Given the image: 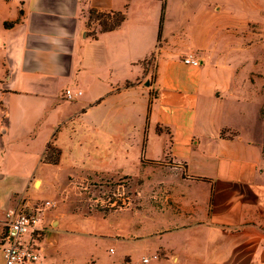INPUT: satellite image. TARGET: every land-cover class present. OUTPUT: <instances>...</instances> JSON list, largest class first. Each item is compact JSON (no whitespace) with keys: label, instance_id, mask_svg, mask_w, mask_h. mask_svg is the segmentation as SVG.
<instances>
[{"label":"crops","instance_id":"crops-1","mask_svg":"<svg viewBox=\"0 0 264 264\" xmlns=\"http://www.w3.org/2000/svg\"><path fill=\"white\" fill-rule=\"evenodd\" d=\"M248 1L0 0V239L9 210L35 205L23 203L35 199L34 179L48 188L57 173L68 181L107 175L113 156L134 157L142 170L136 187L151 192L145 216L157 221L160 237L180 238L156 252L177 264L183 256L264 264V130L233 85L243 62L218 55V32L246 36L262 24L264 6ZM93 13L125 20L106 30ZM188 56L200 66L185 65ZM228 100L236 105L229 113L240 106L244 122L218 115ZM129 140L138 150H124ZM59 205L44 212L39 264H53L48 235L63 218ZM49 214L57 217L50 231Z\"/></svg>","mask_w":264,"mask_h":264},{"label":"rangeland","instance_id":"rangeland-1","mask_svg":"<svg viewBox=\"0 0 264 264\" xmlns=\"http://www.w3.org/2000/svg\"><path fill=\"white\" fill-rule=\"evenodd\" d=\"M248 3L264 6V0H249ZM94 18H97V15H94ZM108 24L107 29L114 27L112 21ZM248 30L246 36L244 31L238 29L218 32V55L222 59L230 57L243 62L238 68L239 80L233 85H239L238 91L241 92L242 98L240 106L254 108L264 130V18L261 25L254 24ZM171 44L173 46L174 42ZM157 56L156 52L148 60L150 68L153 69L152 75H154ZM168 59H171L170 56ZM178 73L180 76L187 74L182 69ZM244 99L249 103H243ZM240 106L233 115L234 112H229L236 105H231L229 100L224 101V104L218 107V115L233 124L242 123ZM252 115L251 111L248 123L253 121ZM146 137L156 145L153 131L150 133L147 129ZM129 141L124 150L134 151L135 148L138 150L139 143L136 145L133 140ZM50 153L55 157L54 160L51 159L52 162L58 161L60 153L54 148ZM121 158L113 156L107 175L71 178L68 181L64 173L60 172L51 181L48 180V188L42 186L38 179L32 181V186L36 190H32L34 195L32 198L35 199L27 200V198L23 200L24 204L49 201L52 205L51 209L61 204L57 207L63 214L60 225L57 227L56 222L52 224L57 221V217L51 214L48 215L46 222L48 231L57 227L48 235L53 237L56 243L51 255L53 264H177L171 257L156 252V249L165 246L168 242L179 243L180 238L174 236L168 239L169 235L160 237L156 233L160 228L157 221L147 217L150 214L152 200L150 189L146 192L140 191L136 187V178L133 177L142 172L139 160L134 157L128 160ZM138 179L142 183L145 180L150 183V178ZM113 233L123 240L103 237ZM111 248L112 252H110ZM155 255L158 256L157 260H153ZM145 258L152 260L150 263H144ZM179 264H208V262L205 260L200 263L194 258L183 256Z\"/></svg>","mask_w":264,"mask_h":264},{"label":"built area","instance_id":"built-area-1","mask_svg":"<svg viewBox=\"0 0 264 264\" xmlns=\"http://www.w3.org/2000/svg\"><path fill=\"white\" fill-rule=\"evenodd\" d=\"M187 66L198 67L200 62L193 56L183 59ZM81 93L79 92L78 95ZM68 100L72 94L67 91ZM50 202L36 203L29 209L13 208L6 213L4 232L0 246L4 264H39L42 259V243L45 237L43 215ZM264 250V246H263ZM148 262V260H144Z\"/></svg>","mask_w":264,"mask_h":264},{"label":"trees","instance_id":"trees-1","mask_svg":"<svg viewBox=\"0 0 264 264\" xmlns=\"http://www.w3.org/2000/svg\"><path fill=\"white\" fill-rule=\"evenodd\" d=\"M93 15H97V14L93 13ZM165 15H166V8L164 7L163 10H162L161 21H160V31H159V37H158V45H161V40H162L161 34H162V29H163V23H164ZM97 18L103 20L102 23H103V26L105 27L104 29L107 30V28H106L107 27V23H108V20L111 19V17L110 16L97 15ZM124 20H125V17L123 15L116 16V18L112 19V22L114 23V27L119 26ZM6 26H10V25L6 24ZM114 27H110V28L112 29ZM127 86L129 87L130 84H128ZM48 148L51 151V149H52L51 146H49ZM55 162H57V161H55Z\"/></svg>","mask_w":264,"mask_h":264},{"label":"water","instance_id":"water-1","mask_svg":"<svg viewBox=\"0 0 264 264\" xmlns=\"http://www.w3.org/2000/svg\"><path fill=\"white\" fill-rule=\"evenodd\" d=\"M150 84L149 83H147V86H149Z\"/></svg>","mask_w":264,"mask_h":264}]
</instances>
